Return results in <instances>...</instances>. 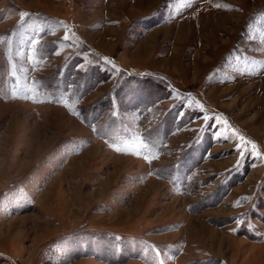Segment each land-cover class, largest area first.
<instances>
[{
	"label": "rangeland",
	"instance_id": "1",
	"mask_svg": "<svg viewBox=\"0 0 264 264\" xmlns=\"http://www.w3.org/2000/svg\"><path fill=\"white\" fill-rule=\"evenodd\" d=\"M0 264H264V0H0Z\"/></svg>",
	"mask_w": 264,
	"mask_h": 264
},
{
	"label": "snow or ice",
	"instance_id": "2",
	"mask_svg": "<svg viewBox=\"0 0 264 264\" xmlns=\"http://www.w3.org/2000/svg\"><path fill=\"white\" fill-rule=\"evenodd\" d=\"M217 7H219V5H217ZM28 15H29V14L26 13V12H21V13H20L21 18H24V17H26V16H28ZM63 39H64V40H67L68 37L65 36ZM113 114H115V113H113ZM90 126H91V125H90ZM93 127H94V126H93ZM94 130L99 132V129H95V127H94ZM237 147H239V145H237ZM116 150H117V151H120L121 149H116ZM241 155H244V153H241ZM255 155L259 156V153L257 152V153H255ZM145 159H147V157H145Z\"/></svg>",
	"mask_w": 264,
	"mask_h": 264
},
{
	"label": "crops",
	"instance_id": "3",
	"mask_svg": "<svg viewBox=\"0 0 264 264\" xmlns=\"http://www.w3.org/2000/svg\"><path fill=\"white\" fill-rule=\"evenodd\" d=\"M145 1H147V0H143V2H145ZM142 2V1H141Z\"/></svg>",
	"mask_w": 264,
	"mask_h": 264
}]
</instances>
